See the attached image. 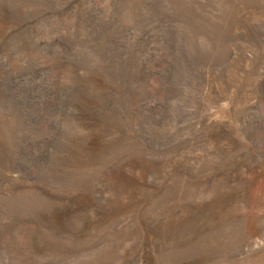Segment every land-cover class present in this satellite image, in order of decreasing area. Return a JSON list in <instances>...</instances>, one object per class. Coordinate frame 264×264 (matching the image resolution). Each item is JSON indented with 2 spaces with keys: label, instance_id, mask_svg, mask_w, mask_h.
I'll use <instances>...</instances> for the list:
<instances>
[{
  "label": "rangeland",
  "instance_id": "374dc122",
  "mask_svg": "<svg viewBox=\"0 0 264 264\" xmlns=\"http://www.w3.org/2000/svg\"><path fill=\"white\" fill-rule=\"evenodd\" d=\"M0 264H264V0H0Z\"/></svg>",
  "mask_w": 264,
  "mask_h": 264
}]
</instances>
